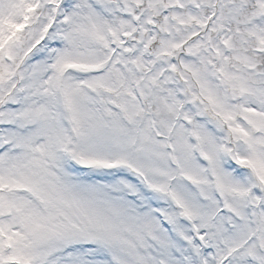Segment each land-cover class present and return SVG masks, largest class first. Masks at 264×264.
Instances as JSON below:
<instances>
[{
    "label": "snow or ice",
    "instance_id": "1",
    "mask_svg": "<svg viewBox=\"0 0 264 264\" xmlns=\"http://www.w3.org/2000/svg\"><path fill=\"white\" fill-rule=\"evenodd\" d=\"M0 264H264V0H0Z\"/></svg>",
    "mask_w": 264,
    "mask_h": 264
}]
</instances>
